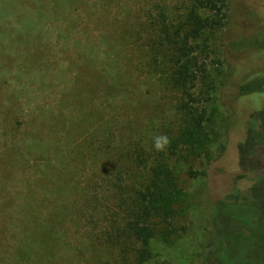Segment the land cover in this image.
<instances>
[{"label":"rangeland","instance_id":"1","mask_svg":"<svg viewBox=\"0 0 264 264\" xmlns=\"http://www.w3.org/2000/svg\"><path fill=\"white\" fill-rule=\"evenodd\" d=\"M230 3L234 19L232 32L226 31L227 57L239 78L264 73L262 62L254 64L244 51L230 47L237 41L252 48L264 42L248 14L264 11V0ZM32 6L20 4L10 19H0V252L14 249L24 231H39V241L29 243L27 264H117L118 253L105 238L114 204L107 186L114 150L123 149V186L135 184L149 178L159 157L170 156L180 131L176 96L150 63L148 29L164 16L179 22L197 4L64 0L65 10L56 19L17 17L19 9L30 15ZM122 30L123 42L114 52L109 37ZM113 71L120 74L114 79L116 93L109 92ZM221 89L207 107L214 159L177 158L185 170L206 172L181 178L190 195L189 209L178 222L186 230H177L168 245L154 242L147 264H206L208 245L219 250L214 264L264 263V212L256 228L242 230L251 219L245 208L223 202L235 188L249 186L253 174L239 168L248 113ZM250 97L260 110L264 96ZM158 135L171 141L165 151L153 146ZM140 152L145 166L138 165ZM32 215L62 221L51 230H19L22 216Z\"/></svg>","mask_w":264,"mask_h":264},{"label":"trees","instance_id":"2","mask_svg":"<svg viewBox=\"0 0 264 264\" xmlns=\"http://www.w3.org/2000/svg\"><path fill=\"white\" fill-rule=\"evenodd\" d=\"M63 1L0 0V19H10L13 8L15 10L20 4L26 3L33 5L31 14L19 9L17 17L56 19L65 10ZM194 2L197 6L187 8L179 22L168 21L164 16L159 22L151 23L148 29L150 33L146 40L150 63L166 78L176 96L174 110L179 115L180 131L172 143L170 156L159 157L150 169L149 178H143L135 184L123 186V149L114 150L113 156L116 158L112 162L107 181L109 197L114 204L109 211L111 219L107 229L110 231L105 238L106 244L118 253L117 264H147L153 257L154 242L168 245L177 236V230L185 232L186 229L179 226L178 222L189 209L190 195L181 178L186 174L189 179H197L205 177L206 172H197L191 167L185 170L177 158L186 162H211L214 159L209 151L212 141L206 130V124L210 123L207 107L214 101V95L221 87V93L232 96L237 109L248 113L244 139L238 145L239 168L253 174L249 186L244 189L235 188L223 202L245 208L251 219L242 224V230L256 228L264 212V99H261L259 104L262 107L258 111H255L258 106L250 102L252 95L264 96V73L257 72L239 78L227 57L229 46L225 42L229 43V38L226 31L232 32L234 19L230 0ZM248 14L251 23L262 30L260 34L263 36L264 11H251ZM122 42L123 30L120 34L112 33L108 43L115 52L117 43L121 45ZM231 44V49L241 53L244 51L243 54L248 55L246 59L254 64H264V42L255 48L249 45L240 47V41ZM246 59H242V63L245 64ZM112 76L113 83L109 92L116 93L114 82L118 80L117 77L120 78V74L113 71ZM219 150H224V147ZM140 153L137 154L138 165L145 166L146 159L142 158L145 152ZM48 219L22 216L19 230H51L62 221L56 217L53 225ZM23 237L14 249L0 252V264H27L31 252L29 243L39 241L40 233L24 231ZM218 254L219 250H211L208 245L203 262L214 264L212 256Z\"/></svg>","mask_w":264,"mask_h":264},{"label":"clouds","instance_id":"3","mask_svg":"<svg viewBox=\"0 0 264 264\" xmlns=\"http://www.w3.org/2000/svg\"><path fill=\"white\" fill-rule=\"evenodd\" d=\"M171 141L167 135H158L153 138V146L156 151H165Z\"/></svg>","mask_w":264,"mask_h":264}]
</instances>
